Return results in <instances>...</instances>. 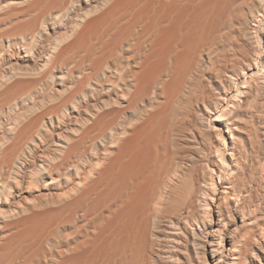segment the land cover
<instances>
[{"label": "bare ground", "instance_id": "6f19581e", "mask_svg": "<svg viewBox=\"0 0 264 264\" xmlns=\"http://www.w3.org/2000/svg\"><path fill=\"white\" fill-rule=\"evenodd\" d=\"M0 264H264V0H0Z\"/></svg>", "mask_w": 264, "mask_h": 264}]
</instances>
